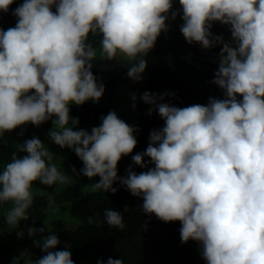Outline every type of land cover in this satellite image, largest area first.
Returning a JSON list of instances; mask_svg holds the SVG:
<instances>
[{
  "label": "clouds",
  "instance_id": "clouds-1",
  "mask_svg": "<svg viewBox=\"0 0 264 264\" xmlns=\"http://www.w3.org/2000/svg\"><path fill=\"white\" fill-rule=\"evenodd\" d=\"M12 3L0 0V11L8 12ZM179 3L180 30L189 43L204 49L223 45L212 82L226 98L177 107L162 102L169 93L144 92L141 99L155 105L165 124L151 132L146 151L132 160L147 167V156L155 167L139 174L130 167L126 177L118 176L119 161L137 146L138 128L112 111L91 132L74 130L79 118L70 115V105L99 102L105 92L92 71L97 53L86 42L89 33L102 35L105 59L122 54L135 61L127 75L141 81L148 63L142 57L167 31L173 0H24L12 13L18 18L15 27L0 28V136L51 119V140L73 149L84 176H100L94 189L116 193L113 184L119 180L143 198L145 213L180 221L182 242L199 241L207 264H264V0ZM178 14L171 11V18ZM216 21L231 26L232 43L211 32ZM20 151L27 155H13L0 172V204L11 203L5 219L13 226L29 219L33 182L52 186L69 180L38 137L24 141ZM104 218L110 226L124 227L119 211L106 209ZM37 232L45 228L28 229L29 236ZM34 243L46 253L34 264H75L70 251H53L60 243L57 235ZM21 259L22 254L13 257L12 264ZM107 264L124 262L108 258Z\"/></svg>",
  "mask_w": 264,
  "mask_h": 264
},
{
  "label": "trees",
  "instance_id": "trees-1",
  "mask_svg": "<svg viewBox=\"0 0 264 264\" xmlns=\"http://www.w3.org/2000/svg\"><path fill=\"white\" fill-rule=\"evenodd\" d=\"M23 2L14 0L8 12L0 11V28L7 30L15 27L18 18L12 13ZM52 10L55 11V7ZM171 11L179 13L174 20ZM171 11L166 21L167 31L161 32L154 48L142 57L148 63L141 81H134L127 75L133 60L121 54L112 60L101 55L102 35L99 32H90L86 41L96 50L92 71L97 82L104 84L105 92L99 102L89 100L83 105L72 104L70 115L79 118V124L74 130H89L100 126L102 116L116 112L121 87L133 81V91L130 92V88L127 92H135L136 113L130 116L128 124L138 128L134 132L138 143L131 154L123 156L119 161L120 177H126L130 167L137 174L155 167L147 156L144 157L147 167L136 165L132 160L134 155L146 151L151 143V132L160 130L165 124L155 105L146 104L141 99L144 92L158 95L169 93L162 102L177 107L207 105L210 98H226L225 91L212 82L220 66L219 54L223 45L204 49L200 43H189L180 30L184 21L179 0H173ZM211 32L223 36L225 42L232 43L230 25L213 22ZM238 99L242 100V97L238 95ZM127 113H123L124 119ZM51 125V119L40 126L29 122L0 136V172L12 161L13 155H27L20 151L24 141L38 137L44 143V134ZM83 167V161L74 154L67 164V173L72 177V183L56 195L41 193L34 196L33 205L28 209L29 219L21 220L17 226L7 224L5 219L11 203L0 204L1 264H12L13 257L21 254L20 264H34L46 254L34 241L52 234L60 240L53 251H70L75 264H98L100 260L107 264L108 258L122 259L124 264H207L199 241L182 242L180 221L164 222L155 214L145 213L142 209L143 198L132 195L119 180L113 184L118 189L116 193L94 189L93 184L101 178L99 175L92 178L84 176L80 171ZM50 199L54 203H50ZM106 209L122 213V229L107 224L104 218ZM89 218L92 219L91 223ZM33 226L37 229L43 227L45 232L29 236L28 229ZM17 232L24 234L22 239Z\"/></svg>",
  "mask_w": 264,
  "mask_h": 264
},
{
  "label": "rangeland",
  "instance_id": "rangeland-1",
  "mask_svg": "<svg viewBox=\"0 0 264 264\" xmlns=\"http://www.w3.org/2000/svg\"><path fill=\"white\" fill-rule=\"evenodd\" d=\"M133 63H135V62L133 61ZM132 82L133 81H131L127 85L121 87L120 94L118 97V104L116 107V113H117L118 117L120 119L124 120L126 123H128L130 118L133 117L136 113V107L133 108V104L135 103V101H133V99H132V94L135 92H132V93L127 92V90L130 88H131L130 92L133 91L132 90V88H133ZM133 85H135V84H133ZM71 108H72V104L70 105V111H71ZM125 112H128V113L124 119L122 117V115ZM53 119H55V117H53ZM53 127H55V126H53V120H52L51 128L48 131H46L44 134V145L50 151H52L54 154L52 162L57 165V167L59 168V170L61 171L62 174L69 177V180H68V182H65V183L57 182L56 184H54L52 186L44 185L40 181H36L33 188L31 189V191L33 193V197L37 196L41 193L47 194L50 196L56 195L63 189V187L72 183V177L67 173V164L69 163L71 157L76 153L71 148H67V147L61 148L59 145L55 144L51 140V138L49 136V132ZM91 129H89L87 131L91 132ZM0 264H1V262H0Z\"/></svg>",
  "mask_w": 264,
  "mask_h": 264
}]
</instances>
